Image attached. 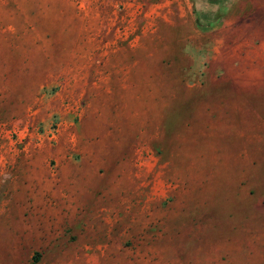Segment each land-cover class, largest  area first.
Returning a JSON list of instances; mask_svg holds the SVG:
<instances>
[{"label": "rangeland", "instance_id": "obj_1", "mask_svg": "<svg viewBox=\"0 0 264 264\" xmlns=\"http://www.w3.org/2000/svg\"><path fill=\"white\" fill-rule=\"evenodd\" d=\"M0 264H264V0H0Z\"/></svg>", "mask_w": 264, "mask_h": 264}]
</instances>
